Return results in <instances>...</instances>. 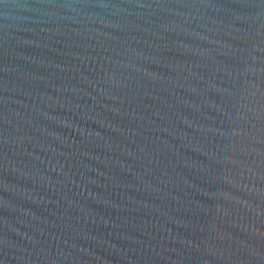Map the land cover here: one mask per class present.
Listing matches in <instances>:
<instances>
[{
  "label": "water",
  "instance_id": "1",
  "mask_svg": "<svg viewBox=\"0 0 264 264\" xmlns=\"http://www.w3.org/2000/svg\"><path fill=\"white\" fill-rule=\"evenodd\" d=\"M0 264H264V0H0Z\"/></svg>",
  "mask_w": 264,
  "mask_h": 264
}]
</instances>
